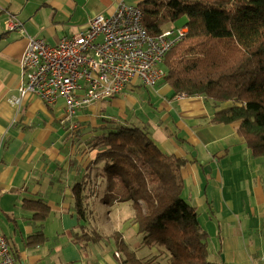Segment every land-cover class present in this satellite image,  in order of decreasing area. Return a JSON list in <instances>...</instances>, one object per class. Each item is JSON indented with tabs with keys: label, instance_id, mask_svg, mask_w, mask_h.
Wrapping results in <instances>:
<instances>
[{
	"label": "crops",
	"instance_id": "1",
	"mask_svg": "<svg viewBox=\"0 0 264 264\" xmlns=\"http://www.w3.org/2000/svg\"><path fill=\"white\" fill-rule=\"evenodd\" d=\"M115 7L116 0H0V234L15 263L120 264L114 242L80 238L75 233L82 226L103 237L118 232L131 247L140 246L131 218L121 216V227H103L97 226V214L89 223L74 209L72 186L83 182L92 188L89 198L99 197L101 206L118 210L121 203L131 205L103 202L101 164L93 163V151L87 148L86 142L113 120L145 130L161 152L185 159L182 196L198 210V218L206 215L218 228L219 245L207 244L212 260L264 264V157H253L233 126L211 123L226 103L213 108L202 96L172 97L162 78L153 87L135 80L121 92L79 108L70 121L61 97L45 104L27 93L19 104L13 102L23 81L20 60L28 36L55 44L78 27L86 28L92 15ZM37 199L49 207L43 220L24 205ZM94 213L92 209L88 216ZM52 214L57 229L49 234L45 223ZM37 231L43 241L27 244V236ZM126 231L137 237L133 243ZM147 253L137 250L138 256Z\"/></svg>",
	"mask_w": 264,
	"mask_h": 264
},
{
	"label": "trees",
	"instance_id": "2",
	"mask_svg": "<svg viewBox=\"0 0 264 264\" xmlns=\"http://www.w3.org/2000/svg\"><path fill=\"white\" fill-rule=\"evenodd\" d=\"M142 24L152 37L182 16L184 36L165 54L162 82L171 96H202L213 108L211 123L229 124L253 157H264V0H137ZM107 130L88 140L93 163L101 164L103 202L130 201L137 225L138 248L118 232L101 236L86 231L84 239L112 240L120 264H218L208 255V232L198 212L182 196L185 159L166 155L148 133L109 120ZM92 186V185H91ZM87 187V188H86ZM92 188L72 186L77 217L88 221ZM25 207L43 220L49 207L27 200ZM36 245L44 235L27 236ZM139 248L148 249L138 256ZM154 249V250H153Z\"/></svg>",
	"mask_w": 264,
	"mask_h": 264
},
{
	"label": "built area",
	"instance_id": "3",
	"mask_svg": "<svg viewBox=\"0 0 264 264\" xmlns=\"http://www.w3.org/2000/svg\"><path fill=\"white\" fill-rule=\"evenodd\" d=\"M142 17L136 2L116 0L111 13L92 15L86 28L55 44L28 36L20 60L23 81L13 102L19 104L27 93L37 95L45 104L61 97L70 121L79 108L111 97L135 80L155 86L163 76L160 64L165 54L184 36L186 28H167L152 37ZM15 26L24 33L20 22ZM0 264H16L1 234Z\"/></svg>",
	"mask_w": 264,
	"mask_h": 264
},
{
	"label": "rangeland",
	"instance_id": "4",
	"mask_svg": "<svg viewBox=\"0 0 264 264\" xmlns=\"http://www.w3.org/2000/svg\"><path fill=\"white\" fill-rule=\"evenodd\" d=\"M135 1L136 0H133V1L132 0H126L125 2L127 4H132ZM100 11H101L100 9L97 10V12H100ZM78 12H81L84 14V10L78 9ZM185 22H186V16H182V17L178 18L177 20L169 23L166 27L167 28H178V27H181ZM81 30L82 29H80L78 27V31H81ZM53 42L54 41H50L51 44ZM102 189H103V185L100 186V190H102ZM87 201H88L87 206L92 208L93 211L95 212L93 215L89 214V216L87 217L89 223L92 222L93 218L97 214L96 218L99 221L97 226L109 227L110 225H118L119 227H121V223H120V217L121 216L131 218L130 219V225H132V220L134 217V209L129 203H121L118 210H117L116 205H113V206L108 205L107 208L104 206H101V204H100L101 200L99 199V197L95 198L94 200H91V198H88ZM200 214H199L200 224L204 229H206L208 231V242H207V244L209 246H211L212 244H214L215 246L219 245L218 235H217L218 228H217L216 224L212 220H209L208 216H206V215L203 216V214H201V215ZM45 228L49 234L51 232H52V234H54L53 231L55 229H57V222L55 220L54 214H52L51 218H49V220L45 223ZM132 229H133V227H132ZM133 231H132V233H134ZM124 236L126 238H128L129 242H131V243H133L137 239V237L134 236L133 234L128 235V231H126ZM144 249H146V248H144ZM208 255H209V253H208ZM209 258L212 259L211 257H209Z\"/></svg>",
	"mask_w": 264,
	"mask_h": 264
}]
</instances>
